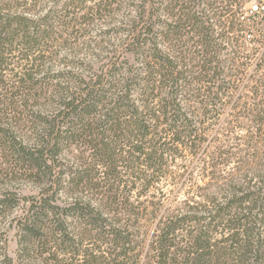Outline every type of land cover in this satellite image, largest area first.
Masks as SVG:
<instances>
[{"label": "trees", "instance_id": "obj_1", "mask_svg": "<svg viewBox=\"0 0 264 264\" xmlns=\"http://www.w3.org/2000/svg\"><path fill=\"white\" fill-rule=\"evenodd\" d=\"M255 2L0 0V264H264Z\"/></svg>", "mask_w": 264, "mask_h": 264}, {"label": "rangeland", "instance_id": "obj_2", "mask_svg": "<svg viewBox=\"0 0 264 264\" xmlns=\"http://www.w3.org/2000/svg\"><path fill=\"white\" fill-rule=\"evenodd\" d=\"M253 5H258V3H253ZM9 238V244H8V252L12 257L16 256V250H17V236L16 231L14 229L10 230L8 233Z\"/></svg>", "mask_w": 264, "mask_h": 264}, {"label": "built area", "instance_id": "obj_3", "mask_svg": "<svg viewBox=\"0 0 264 264\" xmlns=\"http://www.w3.org/2000/svg\"><path fill=\"white\" fill-rule=\"evenodd\" d=\"M260 4L258 3V5H253L252 6V11L249 13L250 16H252L251 19H249L250 23L252 25L255 24V20L261 21L264 24V18L262 19V17L264 16V3L262 4V7L259 9Z\"/></svg>", "mask_w": 264, "mask_h": 264}]
</instances>
